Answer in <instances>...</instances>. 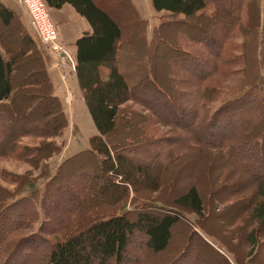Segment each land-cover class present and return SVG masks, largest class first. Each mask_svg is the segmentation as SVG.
I'll use <instances>...</instances> for the list:
<instances>
[{"label":"trees","instance_id":"16d2710c","mask_svg":"<svg viewBox=\"0 0 264 264\" xmlns=\"http://www.w3.org/2000/svg\"><path fill=\"white\" fill-rule=\"evenodd\" d=\"M126 1L132 12V22H137L139 26L142 25L140 37L147 49L142 62L146 69V77L151 80L145 81V84L149 85L147 89L150 90L151 96L158 98L155 113L148 105L149 103H144L155 122L170 121L167 118L171 119V117H167V115L175 112L176 107L170 102V99L167 100L166 96L163 97V93L155 86V79L151 72L150 48L161 42V32L164 28H170L169 34L172 35L177 32L178 27L186 28L192 17L201 16L207 22L212 19L217 21L215 28L218 35L213 38L206 33L200 38L188 27L185 29V35L181 34L188 43L192 44L191 46L199 47V50L196 51L199 55L208 56L204 62V68L199 73H188V69L180 65L190 62L192 57L196 58L199 55L195 56L188 51L182 52L179 53V57L185 55L183 58L177 59L178 56H172L173 59L170 61L173 71L168 73L169 79L175 84V89L179 90L182 95L190 97L194 104L193 110L187 116L189 127L187 130L185 129L186 134H183L184 138L180 139L177 145L185 150H196L201 157L206 156L205 150L207 149L221 150L216 152V155L222 156L225 163L234 166L235 171L243 174H250L247 164L251 161L260 162L264 166V151L262 150L264 147V75L262 73L264 71V26L261 23L259 0H151L153 9L156 12H168L171 20L161 21L153 33L149 46L145 41L146 22L139 17L132 1ZM233 1H236L235 4ZM46 2L48 6L54 8H60L65 3L70 4L91 26V32L84 33L75 42V74L84 103L97 132L89 137V149L65 159L54 174L51 175L48 166L44 164L42 174L33 177L32 180L26 179L25 175L20 176V181L16 182L17 186L13 190L0 185V194L3 195L0 209V257L3 258V264L12 263L13 258L17 256L14 249L22 244L21 239L15 236L16 231L28 228L35 222L34 219L38 215L35 206L38 196L42 195L40 204L43 209L45 205L50 208L51 201L47 200V197L51 195L49 185L58 179L63 167L77 159H81V163L83 162L80 164V169H85L87 166L92 168L95 159L101 172L94 174L92 170H89L88 173H92L93 179L102 176L119 178V184L114 181H106L97 191L99 202H95L93 205L89 202L84 205V202H81L77 209L67 208L65 213L55 220L56 224L53 227L44 226L45 222L42 223L39 233L43 231L44 234L54 235V241L42 238L39 233L32 232V238L40 236V238L38 237L41 240L40 243L34 241V243H38L31 244V247L20 253L18 256L21 257V260L17 262L15 260L13 264H136L135 253L128 251L131 238L140 235L145 248L152 253L164 251L169 244L171 228L180 218L178 210H188L198 216V224L203 233L212 237L221 246H218L221 250H226L234 255V264H244L243 260H239V257L234 254L232 243L208 231L204 221L207 212L204 214V210L207 207L205 200H209L203 198V193L197 185H185L174 198H166L163 203L173 208H166L162 202H158L162 203V206L148 205L143 210H139L140 212L138 211L134 220L130 218L131 208L129 209V207L131 204H137L138 192L144 190L156 193L160 189L161 171L157 158L171 160L173 157L170 150L160 154L140 146L138 147L141 149L140 154L150 158L152 165H137L133 155L131 156V150H121V153L116 155H113L111 151L108 135L114 132L117 127L120 110L129 100L141 104L138 99L134 98V95L138 94L133 90L135 86L132 80L120 67L119 48L124 40L125 29L112 11L103 7L96 0H46ZM206 9L209 13L204 12ZM221 9L227 10L222 13ZM179 15H183L184 18H179ZM173 16L174 20H172ZM12 22V11L0 3V26L8 27ZM196 29L198 30L199 27ZM22 33L23 47L27 49L25 54L30 52L31 56L36 57L37 67L42 73L43 79L41 82L13 88L14 60L5 57L0 49V103L5 101L11 103L20 90L30 91L23 95V100L31 96L32 99L35 93L43 91L56 106V115L60 119L50 127L41 123L43 133L35 132V130L31 133L42 138L55 137L66 128L67 120L59 100L52 94V85L46 72L42 52L36 44L31 42L26 29L23 28ZM237 35L242 39L240 42L233 41ZM178 36L177 39L175 38L177 44L183 47ZM200 39H206V41L202 42ZM141 72L140 77H143V71ZM218 76L238 77L234 86L229 87L234 96L232 99L224 100L218 108L208 113L206 111L208 110L207 102H213L225 90L211 82L212 78ZM178 83L182 85L181 88ZM37 100L32 104L36 105L39 102ZM129 111L131 114L132 110ZM3 115L0 109V122L6 120L4 122L7 123V117L5 118ZM14 115V120L17 121V113L14 112ZM132 115H134L133 112ZM220 117L222 120H219ZM176 118L175 122H181L180 120H185L186 116L177 114ZM3 123L0 124V154H2L3 144L8 139L12 138L16 145L19 138L18 135L17 137L13 136L15 129L13 126ZM21 125H18L20 132L22 131ZM195 129H203L209 139L205 137V139L198 140L191 137L190 133ZM156 131L155 127L146 130L149 136L157 135ZM152 143L159 145L155 141ZM127 145L130 143L128 142ZM29 148L25 144L21 146V150H15V153L7 151V154L15 156L18 155L17 151H20L19 157L22 159L31 160L33 157L39 156V159L45 161L62 151V146H56L52 140L49 143L41 142L39 146H35L31 155ZM155 150H158L157 146ZM28 155L30 157H27ZM208 156L214 157L210 154ZM174 163L165 165V171L168 170L166 179L175 174V171H170L172 167L170 165ZM37 167L34 168L37 169ZM77 172L79 171H76L75 174ZM0 174L5 177H15L3 171ZM204 176L206 179L205 174H203ZM39 179L44 182L47 180L42 191L36 188V182ZM251 179L255 182V192L248 220L250 224L255 223V225L244 237L251 247L252 254L254 250L255 253L260 250L257 234L264 229V173L253 174ZM64 181V184H59V188L63 185H70L72 188H77L83 196L87 194L88 187H92V190L94 188L91 183L90 186L84 188L81 183ZM203 181L206 182V180ZM52 192L57 196V187ZM21 194H23L22 197L18 198ZM209 195L208 192L205 197L209 198ZM8 201L14 202L7 205ZM14 206L19 208L16 209ZM148 209L150 210L144 211ZM151 210L161 211L162 214H154ZM44 213L46 217L47 213L43 212V215ZM46 218L49 219V217ZM209 246L214 251L216 250L212 245L209 244ZM34 253H36L35 257ZM27 258L32 259L33 262L29 263ZM223 258L229 264L228 259Z\"/></svg>","mask_w":264,"mask_h":264},{"label":"rangeland","instance_id":"374dc122","mask_svg":"<svg viewBox=\"0 0 264 264\" xmlns=\"http://www.w3.org/2000/svg\"><path fill=\"white\" fill-rule=\"evenodd\" d=\"M96 1L101 3L103 7L111 10L125 29L124 40L119 48L120 67L127 73L129 79L132 80L133 85L135 86L133 87V90L137 91L136 93L138 94L137 96L134 95V98L138 99L141 103L139 104L133 100H129L120 110L117 127L114 132H111L108 135L111 151L113 155H116L121 153V150H131V156L133 155L137 165L151 164L150 158H146L140 154L141 149H138L140 146L150 149L151 152L155 151L160 154L164 153L166 150H170L173 157L171 160L168 158L164 160L157 158L161 171L160 189L156 193L144 190L138 192L139 198L137 200V204H131V207H129V209L131 208L130 218L134 220L138 211L143 210L148 205H154L157 207L162 206V203L166 200V198H174L176 193L182 190L185 185H197L199 186L201 193H203V198L209 200H205V202H207V207L204 210V214L207 212L204 216V221L208 231L222 237L225 241L232 243L234 254L239 257V260H243L244 264H264V229L259 231L257 234V240L260 248L258 253H255L254 250L251 254V247L245 241L244 237L255 225V223L250 224L248 220V216L250 215V205L254 199L255 192V182L252 181L251 177L253 174H263L264 166L260 164V162L251 161L247 164V169L250 171V174H243L242 172L235 171L234 166L225 163L222 156L216 155V152L218 153L221 150H212V148L207 149L205 150L206 156L201 157L199 156L198 151L185 150L182 149V147L179 148L177 145V142L184 138L183 134H186L185 129L187 130L189 127L187 116H189L190 112L193 110L194 104L190 97L182 95L179 90H176L175 84L169 79L168 73L173 71L170 61L173 59L172 56L179 57V53L182 52L185 53L188 51L195 56L199 55L196 52L199 50V47L197 48L191 46L192 44L190 42L188 43L186 39L183 38L187 27L188 29L193 30L194 33H197V36L200 38L204 33L213 38L218 35L217 29L215 28L217 21L212 19L207 22L201 16L197 18L192 17L189 19L186 28L178 27L177 32H174L172 35L169 34L170 28H164L161 32V42L155 47L152 46L150 48L151 54H149L151 59L150 64L152 66L151 72L155 79V86L159 88L161 93H163V97L166 96L167 100L170 99V102L176 107L175 112H171L167 115V117H171V119L167 118L170 121L160 123L155 122L150 110L146 108V104L144 103H149L148 105L151 106L155 113L158 98H156V96H151L152 94L150 93V90L147 89L149 88V85L145 84V81L151 80L146 77V69L144 62H142L143 55L147 53L144 42L140 37L142 25L139 26L137 22H132V12L126 0ZM233 2L235 4L236 1ZM144 4L145 2L142 1L141 8H143ZM221 10L222 13H225L227 9ZM204 12L209 13L207 9ZM254 15L256 20L255 10ZM162 17L164 19L171 20L169 15H162ZM162 17L160 18L157 15V21L159 19L161 21ZM174 19L175 18L173 16L172 20ZM157 21L155 20V23H157ZM261 23L264 26L263 12L261 15ZM196 27H199V29L197 30ZM30 33L28 32L31 42H33V44H36L37 42L39 50L43 53L46 52L44 50L46 48L40 43L35 34L32 31H30ZM149 33L151 34V30H149ZM22 34L23 33L20 31V28L15 20H13L12 24L8 27L0 26V49L5 57L7 56L9 59L14 60L12 74L14 81L13 88H21L23 85H29L39 81L41 82L43 79L42 73L37 67L38 64L36 57L33 55L31 56L30 52L25 54L27 53V49L23 47ZM181 34L183 36H181ZM191 35L193 36L194 34ZM177 36L180 44H183V47L178 46L176 41ZM241 40L242 39L238 37V35L233 39V41L239 42ZM200 41L205 42L206 39H200ZM178 57L177 59H181ZM207 58L208 56L200 54L196 58L192 57V60L189 59L191 60L190 62L188 61V63L180 65L188 69V73H199L204 68V62ZM141 71H143V77H140L142 73ZM262 73L264 75V71H262ZM237 78V76L227 78L218 76L211 79V82L219 85L218 87L225 88V90H223L218 98H215L213 102H207L208 110L206 111L208 113L209 111L212 112L218 108L224 100L233 98L234 94L230 88L234 86ZM179 85L181 88L182 85ZM28 92L30 91L20 90L11 103L8 101L0 103V109L4 114L3 116L5 118L7 117V123L4 122L6 120L1 122H4V125L8 124L13 126L15 128L13 136H19L16 145L12 138L8 139L3 144V150L1 151L2 154H0V172L3 171L15 176L5 177L3 174H0V185L9 190L15 189L17 186L16 182L20 181V176L25 175L26 179L30 178L32 180L33 177L40 175V173L42 174L44 164L48 166L50 174H54L57 167L65 159H67L66 157H69L75 151L80 152L81 150L88 148V139L94 135L91 132H87L82 136L76 132L75 128L69 129V127L63 129L61 133L55 137L42 138L41 136L34 135L31 133L34 130L35 132L43 133L41 130V127H43L41 126V123H45L47 127H50L54 122L59 121L60 118L56 115V106L49 100V98H47L43 91L41 93H35L32 99L31 96L28 99L23 100V95ZM35 100L39 102L36 105H33ZM28 107L29 109H27ZM130 109L132 110L131 114L129 111ZM14 112L17 113V121L14 120ZM132 112L134 115H132ZM177 114L186 116L185 120L175 122ZM222 117H220L219 120H222ZM18 125H21V132L18 131ZM172 126L174 127L172 128ZM153 127L157 128V135L149 136L146 130H151ZM190 136L198 140L203 138L205 139V137L209 139V137H207L208 135L204 134L203 129L193 130L192 133H190ZM51 140L58 147L62 146L66 148L68 143L69 146L66 150H62L60 154H56L45 161L39 159V156H35V158L33 157L31 160L22 159L19 157L20 151H17L18 155L15 156L7 154V151L15 153V150H21V146L26 144L30 147L29 154L31 155L33 152L32 149L35 146H39L41 142L49 143ZM153 141L157 142L159 145L153 144ZM128 142L130 145H127ZM156 146L158 150H155ZM262 150L264 151V147ZM208 154L214 155V157L211 158ZM27 157L30 156L28 155ZM91 157L93 156L91 155ZM171 162H175L173 165H170L172 166L170 171H175V174L166 179L168 170L167 172L165 171V165ZM82 163L81 159L70 162L62 168L58 179L51 182L49 185L51 195L47 197V200L51 201L50 208L45 205L43 209V206L40 204V198H42V195L38 196V202L35 205L38 215L36 219H34L35 222L28 228H22L16 231L15 236L16 238L21 239L20 242L22 244L18 248L14 249L17 256H15L16 258H13L11 264H13L15 260L16 262L20 261L21 257L18 255L23 253L27 248L31 247V244L35 245L41 241L38 237L40 238L41 236L42 238L54 241V235L51 236L47 233L44 234L43 231L39 233V229L42 228V223L45 222L44 226L47 225L48 227L55 226V220L63 215L67 208L77 209L81 202H84V205H87L88 202L92 205L95 204V202H99L100 200L98 198L97 191L102 188L106 181H114L116 184H119V178L115 179L102 176L98 179H93V176L91 175L92 173H88L89 170H92L94 174H100L101 172L100 166L97 164L95 159L92 164V168L87 166V168H85L87 170L84 168L80 169V164ZM34 167H37V169ZM76 171H79L80 173L77 172L75 174ZM203 174L206 175V179L205 176L203 177ZM64 180H68V182L75 181L76 183H81L84 188L93 184L94 188L92 190V187H88L89 189L87 188V194L83 196V194L79 193L77 188H72L70 185H63V187L61 186L59 188V184L65 183ZM203 180H206V182ZM45 182L44 180L39 179L38 182H36V188L42 191L44 189ZM55 187H57V196L55 195L56 193L53 194L52 192ZM208 192L210 193L209 198L205 197V194ZM22 195L23 194L19 195L18 198H21ZM148 196H150V198H148ZM2 198L3 195L1 193L0 209L2 205ZM13 202L14 201H8L7 205H11ZM164 205L166 208H173L170 207V205ZM17 206H14V208L18 209L19 207ZM149 210L150 209L144 211ZM178 211L180 212V218L171 228L169 244L164 251L152 253L145 248L144 243L140 239V235H136L134 238H131L128 251L135 253L137 259L136 264H228L223 258H227L225 254H228L232 261H234V255L228 253L226 250H221L219 248L221 246L217 244L212 237L203 233L198 224V216L194 213L188 212V210ZM43 212L47 213L46 217H49V219L45 217V213L43 215ZM151 212L154 214H162L161 211L154 212V210H151ZM23 226H25V224H23ZM32 232L39 233L40 236L32 238ZM34 241L38 242L34 243ZM207 241L214 246L213 248H215V251L217 252H215L214 249L207 244ZM35 256L36 253H34V257ZM26 260L29 261V263L33 262L32 259L29 258ZM2 261L3 258L0 257V264H3Z\"/></svg>","mask_w":264,"mask_h":264},{"label":"crops","instance_id":"0c3cea01","mask_svg":"<svg viewBox=\"0 0 264 264\" xmlns=\"http://www.w3.org/2000/svg\"><path fill=\"white\" fill-rule=\"evenodd\" d=\"M131 1L139 17L146 22L145 41L147 46H149L154 31L158 28L161 21L165 20L162 15L166 16L168 15V12H156L151 6V0ZM142 1L145 2L143 8H141ZM0 3L12 11L13 20L17 22L21 32L23 28L26 29L27 33L32 31L30 28L29 16L25 9L17 1L0 0ZM259 3L262 15V12L264 13V0H259ZM48 8L51 20L57 27L60 43L64 45L73 58H75V42L84 33L91 32L90 24L68 3L63 4L60 8H54L50 6H48ZM157 15L160 18L162 17L161 21L160 19L157 21ZM178 17L184 18L183 15H179ZM155 20L157 23H155ZM149 30H151V34L149 33ZM36 45L38 46L37 42ZM45 51L46 52H42V54L45 59L46 72L52 85V94L59 100L64 116L67 120L66 128H75L76 132L82 136L87 132L96 134V128L84 103L75 72L68 71L66 66H56L54 63V56L48 50ZM68 146L69 143L67 144L66 148L62 147V150H66ZM87 149H89V147L84 150ZM74 153L70 156L74 155ZM207 243L210 244L209 241H207ZM225 256L227 257L229 264H234L228 254H225Z\"/></svg>","mask_w":264,"mask_h":264},{"label":"built area","instance_id":"2783aa9c","mask_svg":"<svg viewBox=\"0 0 264 264\" xmlns=\"http://www.w3.org/2000/svg\"><path fill=\"white\" fill-rule=\"evenodd\" d=\"M27 12L30 28L40 43L54 56L56 66L75 72V59L59 41L58 30L50 17L46 0H15Z\"/></svg>","mask_w":264,"mask_h":264}]
</instances>
